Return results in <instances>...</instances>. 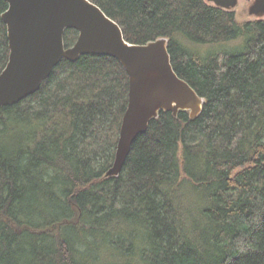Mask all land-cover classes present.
Segmentation results:
<instances>
[{
	"label": "trees",
	"instance_id": "trees-1",
	"mask_svg": "<svg viewBox=\"0 0 264 264\" xmlns=\"http://www.w3.org/2000/svg\"><path fill=\"white\" fill-rule=\"evenodd\" d=\"M90 1L130 44L167 39L202 112L160 111L108 177L129 76L110 57L64 59L0 108V264H264V20L206 0Z\"/></svg>",
	"mask_w": 264,
	"mask_h": 264
},
{
	"label": "water",
	"instance_id": "water-1",
	"mask_svg": "<svg viewBox=\"0 0 264 264\" xmlns=\"http://www.w3.org/2000/svg\"><path fill=\"white\" fill-rule=\"evenodd\" d=\"M240 0H206L232 11ZM8 4L2 14L7 27L9 60L0 74V108L17 105L38 93L64 60L95 55L116 59L129 76V101L124 114L115 162L107 173L118 177L133 143L145 134L160 111L177 116L201 114L204 99L173 68L168 40L144 45L128 43L120 25L90 0H0ZM251 13L264 14V0H255ZM67 30L79 33L67 48Z\"/></svg>",
	"mask_w": 264,
	"mask_h": 264
},
{
	"label": "rangeland",
	"instance_id": "rangeland-1",
	"mask_svg": "<svg viewBox=\"0 0 264 264\" xmlns=\"http://www.w3.org/2000/svg\"><path fill=\"white\" fill-rule=\"evenodd\" d=\"M254 3L255 0H240L238 5L232 9V11L236 13L237 20L240 23L264 20V14L255 15L251 13V8Z\"/></svg>",
	"mask_w": 264,
	"mask_h": 264
}]
</instances>
